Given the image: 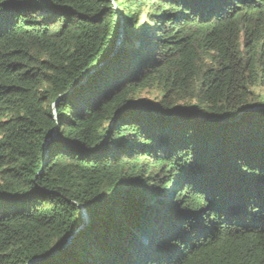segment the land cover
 Wrapping results in <instances>:
<instances>
[{
  "label": "trees",
  "instance_id": "obj_1",
  "mask_svg": "<svg viewBox=\"0 0 264 264\" xmlns=\"http://www.w3.org/2000/svg\"><path fill=\"white\" fill-rule=\"evenodd\" d=\"M0 264H264V0H0Z\"/></svg>",
  "mask_w": 264,
  "mask_h": 264
},
{
  "label": "rangeland",
  "instance_id": "obj_2",
  "mask_svg": "<svg viewBox=\"0 0 264 264\" xmlns=\"http://www.w3.org/2000/svg\"><path fill=\"white\" fill-rule=\"evenodd\" d=\"M117 2V1H116ZM118 3V2H117ZM146 9L143 10L142 12V19L145 18L146 16V13H145ZM122 16V15H121ZM123 29L120 31L119 33V38H118V41H117V44L119 45V43H121L122 39H123ZM140 97H146L148 98L150 101H154L155 100V97H156V94L153 90L151 89H144L140 92ZM82 210H84V207H82ZM83 211L80 210V213L82 214ZM84 213V212H83Z\"/></svg>",
  "mask_w": 264,
  "mask_h": 264
},
{
  "label": "clouds",
  "instance_id": "obj_3",
  "mask_svg": "<svg viewBox=\"0 0 264 264\" xmlns=\"http://www.w3.org/2000/svg\"><path fill=\"white\" fill-rule=\"evenodd\" d=\"M119 5V4H118ZM116 7V6H115ZM117 9V8H116ZM118 10V9H117ZM120 10V9H119Z\"/></svg>",
  "mask_w": 264,
  "mask_h": 264
}]
</instances>
